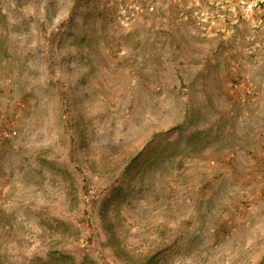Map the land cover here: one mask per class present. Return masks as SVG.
I'll list each match as a JSON object with an SVG mask.
<instances>
[{
    "label": "rangeland",
    "instance_id": "374dc122",
    "mask_svg": "<svg viewBox=\"0 0 264 264\" xmlns=\"http://www.w3.org/2000/svg\"><path fill=\"white\" fill-rule=\"evenodd\" d=\"M119 2L0 0V264H264V28Z\"/></svg>",
    "mask_w": 264,
    "mask_h": 264
},
{
    "label": "built area",
    "instance_id": "2783aa9c",
    "mask_svg": "<svg viewBox=\"0 0 264 264\" xmlns=\"http://www.w3.org/2000/svg\"><path fill=\"white\" fill-rule=\"evenodd\" d=\"M125 1L119 2L118 10L121 13H125L127 7H130ZM183 6L186 9L185 19L191 21L199 30L212 25L234 30L241 28L244 23L255 33L264 28V0H184V3L178 4L179 8ZM180 15L182 13L178 18ZM249 38L253 41L254 37ZM254 45H246L245 54L251 55ZM21 106L23 107V104ZM3 136H8V133Z\"/></svg>",
    "mask_w": 264,
    "mask_h": 264
},
{
    "label": "trees",
    "instance_id": "16d2710c",
    "mask_svg": "<svg viewBox=\"0 0 264 264\" xmlns=\"http://www.w3.org/2000/svg\"><path fill=\"white\" fill-rule=\"evenodd\" d=\"M1 135H0V140L3 138V134L2 133H0ZM7 137V136H6Z\"/></svg>",
    "mask_w": 264,
    "mask_h": 264
}]
</instances>
